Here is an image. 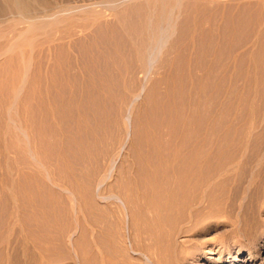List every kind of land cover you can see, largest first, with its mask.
<instances>
[{
  "label": "rangeland",
  "instance_id": "1",
  "mask_svg": "<svg viewBox=\"0 0 264 264\" xmlns=\"http://www.w3.org/2000/svg\"><path fill=\"white\" fill-rule=\"evenodd\" d=\"M31 4L0 17V264H264V0Z\"/></svg>",
  "mask_w": 264,
  "mask_h": 264
},
{
  "label": "bare ground",
  "instance_id": "2",
  "mask_svg": "<svg viewBox=\"0 0 264 264\" xmlns=\"http://www.w3.org/2000/svg\"><path fill=\"white\" fill-rule=\"evenodd\" d=\"M31 1L32 0H0V17L1 16H3V15H6V14H11V15H22V13L23 14H26V13H28L29 12V7H30V5H33V4H31ZM40 1V0H39ZM27 10H28V12H27ZM26 11V12H25ZM25 12V13H24ZM8 14V15H9ZM185 152V151H184ZM188 152V151H187ZM187 152H185V154L187 153ZM182 154H184V153H182ZM184 154V155H185ZM177 156V155H176ZM185 156H187V155H185ZM184 156V158H186ZM178 157V156H177ZM181 157V156H180ZM178 159V158H177ZM180 161V160H179ZM187 161V160H186ZM176 162V161H175ZM178 162V161H177ZM176 162V163H177ZM181 162V161H180ZM180 162L178 163V164H176V165H178V166H174L173 168H172V175H173V181H174V183H175V185L177 184V183H184L183 185H185V178H186V174H188V176L189 175H191L190 174V171H191V168H189L188 169V166H190L189 164L187 165V167H184V164H185V162H184V164H182L181 166H183V167H181V166H179V164H180ZM183 163V162H182ZM186 164H187V162H186ZM186 164H185V166H186ZM192 167V166H191ZM171 169V168H170ZM190 170V171H189ZM188 172V173H187ZM182 175H184V177L185 178H183V180H182ZM170 176V175H169ZM187 176V177H188ZM189 178V177H188ZM192 177L190 176V179H191ZM189 179V180H190ZM183 182H182V181ZM187 181V180H186ZM166 182V181H165ZM174 183H172V185L174 184ZM187 183V182H186ZM188 184L190 185V183L188 182ZM179 185V184H178ZM178 185H176L175 187L176 188H178V190H179V188H180V186H181V184L178 186ZM187 185V184H186ZM178 186V187H177ZM182 187V186H181ZM186 187L187 186H185V188L184 187H182L183 188V190H186ZM172 188V187H171ZM175 188V189H176ZM181 188V189H182ZM188 188H190V187H187V189ZM181 191V190H180ZM175 193V192H174ZM176 193H178L177 191H176ZM192 196V195H191ZM187 204V203H186ZM196 220V219H195ZM201 223V222H200ZM188 228V227H187ZM183 232V231H182ZM250 259V258H249Z\"/></svg>",
  "mask_w": 264,
  "mask_h": 264
}]
</instances>
